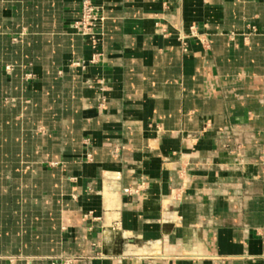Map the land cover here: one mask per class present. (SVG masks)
I'll use <instances>...</instances> for the list:
<instances>
[{"label": "crops", "instance_id": "crops-1", "mask_svg": "<svg viewBox=\"0 0 264 264\" xmlns=\"http://www.w3.org/2000/svg\"><path fill=\"white\" fill-rule=\"evenodd\" d=\"M0 0V264H264V0Z\"/></svg>", "mask_w": 264, "mask_h": 264}, {"label": "built area", "instance_id": "built-area-1", "mask_svg": "<svg viewBox=\"0 0 264 264\" xmlns=\"http://www.w3.org/2000/svg\"><path fill=\"white\" fill-rule=\"evenodd\" d=\"M99 11L90 4V2L85 1L83 3L82 12L80 15V19L76 22L75 27L78 32L82 34L89 35L93 40L96 39V27L98 22L103 20V16Z\"/></svg>", "mask_w": 264, "mask_h": 264}, {"label": "rangeland", "instance_id": "rangeland-1", "mask_svg": "<svg viewBox=\"0 0 264 264\" xmlns=\"http://www.w3.org/2000/svg\"><path fill=\"white\" fill-rule=\"evenodd\" d=\"M85 1L90 2V4L93 5V7L99 11L98 13H101V15L103 16V13H102L101 7H99V6L95 5V4H93L90 0H83V1L81 2L80 15H81V12H82L83 3H84ZM103 17H104V16H103ZM79 19H80V17L78 18V20H79ZM103 19H104V18H103ZM78 20H77V21H78ZM77 21H75V23H74V29H75L76 31H77V28L75 27V25H76V22H77ZM102 21H103V20H101V22L99 21V22H98V25H97V27H96V32H97V35H96V36H97V37H96L95 40H93V38H91L89 35L82 34L81 32H78V31H77V32L80 33V34H82V35L89 36L90 39L92 40V42L95 43V45H96V42L98 41V28L101 26Z\"/></svg>", "mask_w": 264, "mask_h": 264}]
</instances>
